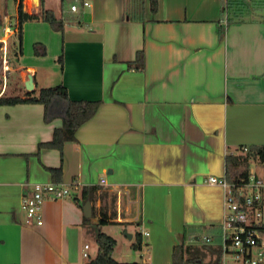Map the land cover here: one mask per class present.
Masks as SVG:
<instances>
[{
    "label": "crops",
    "instance_id": "0c3cea01",
    "mask_svg": "<svg viewBox=\"0 0 264 264\" xmlns=\"http://www.w3.org/2000/svg\"><path fill=\"white\" fill-rule=\"evenodd\" d=\"M83 1L90 6L64 19L53 86L101 104L74 142L40 152L62 122L46 124L41 104L0 106V264H87L97 253H87L84 207L99 209L103 192L114 209L96 219L106 213L130 240L140 233L146 264H171L177 245L220 229L224 189L206 179L223 177L241 147L264 146L263 15L224 19L226 0H158L155 12L144 0L142 15L127 0ZM139 51L145 67L130 69ZM28 71L35 95L53 87L37 80V66ZM28 93L0 88V97ZM50 168L62 169L60 181ZM48 183L70 186V196L47 199L37 224L22 202Z\"/></svg>",
    "mask_w": 264,
    "mask_h": 264
},
{
    "label": "rangeland",
    "instance_id": "374dc122",
    "mask_svg": "<svg viewBox=\"0 0 264 264\" xmlns=\"http://www.w3.org/2000/svg\"><path fill=\"white\" fill-rule=\"evenodd\" d=\"M144 0H127L128 8L132 6V10L135 15L143 12ZM41 2L39 4H34L32 6L31 0H24V11L28 14H40L41 13ZM45 7L48 10H52L57 18L64 17L68 22L73 16L78 14L71 13L70 7L73 3L81 5L79 1L75 0H64L63 4L61 0H44ZM262 5V6H261ZM64 6V8H63ZM261 6V7H260ZM233 9H240L245 14L246 19H250L251 16L254 17V12H261L264 14V0H239L236 2V7ZM228 9L227 17H232V10ZM68 11L69 14H65ZM259 10V11H258ZM252 11V13H251ZM80 15V14H79ZM18 0H0V88L4 85L7 86L9 92H14L19 88L26 89L23 84V78L26 74L23 71L27 70L30 65L38 67L37 80H42V78L47 79L46 85H51L56 81L57 76L60 77L62 65L59 63V57L62 55V33L54 31L49 24L43 21H31L24 25L23 28V39L22 48L23 53H20V39L17 31L18 27ZM226 19V16H224ZM41 44L46 48V55H37L35 46ZM42 51L41 48H39ZM7 66V67H6ZM21 66H24L23 68ZM9 67V68H8ZM7 68V69H6ZM55 71L57 73H55ZM30 72V70L28 71ZM52 72L55 73L52 75ZM57 74V75H56ZM3 86V87H2ZM2 90V89H1ZM102 201V206H94L95 216L102 211H111L114 209V203L112 197L104 195V192L100 196ZM105 199V200H104ZM95 205V204H94ZM90 219L88 224V244L91 246L88 254L94 256L97 252L98 245L97 239L100 233H105L114 236L118 239V244L112 252V257L121 263H131V262H143V258L140 257V253L132 248V244L136 242V234H134V239L130 240L128 236L124 234H118L120 231L119 227L111 224H99V220L96 217ZM219 229L211 230L208 232L201 229L200 237L204 235H213L217 238ZM123 233V232H122ZM217 245L219 240L215 239ZM186 245H191L194 248L200 249L203 256L204 264H210L213 259L209 251L205 250V247L200 243H193L192 241H187ZM154 252H146V257L148 255L153 256ZM89 261V258L86 259ZM148 264H154L153 262H148Z\"/></svg>",
    "mask_w": 264,
    "mask_h": 264
},
{
    "label": "trees",
    "instance_id": "16d2710c",
    "mask_svg": "<svg viewBox=\"0 0 264 264\" xmlns=\"http://www.w3.org/2000/svg\"><path fill=\"white\" fill-rule=\"evenodd\" d=\"M62 4L64 0H61ZM82 3V0H75ZM239 0H226L224 3V8L228 11L229 8L233 9L236 7V2ZM247 1V0H242ZM249 1V0H248ZM251 1V0H250ZM75 4V3H73ZM72 4V5H73ZM158 0H150V8L152 12L157 10ZM262 6V5H261ZM260 6V7H261ZM64 8V6H63ZM71 12V7L70 10ZM259 11V10H258ZM230 17L233 19H246L245 14L240 9H233ZM65 13V10H64ZM252 13V11H251ZM65 14H69L67 11ZM236 17H235V15ZM142 15V12H141ZM255 16L264 14L259 12H254ZM224 16L227 18V14L224 11ZM223 16V17H224ZM251 16V18H254ZM18 27L17 31L20 39V53H23L22 39H23V28L24 25L31 21H43L50 25V27L60 33H64L65 30V20L64 17L57 18L52 10H48L45 7L44 0L41 2V13L40 14H28L24 11V0H18ZM225 19V18H224ZM42 49V51L39 50ZM37 55H46V48L38 44L35 46ZM59 63L63 65V56L59 57ZM129 68L141 70L145 67V55L143 51L137 53V58L134 62L128 64ZM41 104L44 106V122L46 124H51L56 120L62 122L60 128L55 129L52 141L48 143H42L39 145V152L42 149H54L62 151L64 145L68 142H74L76 140V132L78 129L91 120L96 114L101 102L100 101H73L70 99L68 90L63 85H56L53 87L43 88L38 95L33 92L26 94L25 97H0V106H12L17 104ZM237 154L229 155L226 160V174L229 180L234 181L238 178L246 177L249 173L250 166L253 160L264 158V146H253L246 154H241L236 151ZM48 171L51 173L53 179L58 182L62 177L61 168H50ZM88 190V191H87ZM100 190L99 187L94 186L91 188H84L83 196L87 193H92L93 191ZM99 220V224H108L106 219H108L106 213ZM95 216L94 210L92 209V218ZM90 219H86L88 221ZM136 242L132 245L135 251L142 249V236L140 233L136 234ZM98 252L93 258H90L87 264H146L139 262L131 263H121L116 261L112 257V252L117 245V241L112 236L100 233L97 239ZM206 251L212 255L213 259L210 264H220L219 255L217 251L211 246H204ZM205 254L200 252V249L194 248L191 245H186L185 242L177 245L174 248L172 255L171 264H204L202 259ZM217 255V257L215 256Z\"/></svg>",
    "mask_w": 264,
    "mask_h": 264
},
{
    "label": "built area",
    "instance_id": "2783aa9c",
    "mask_svg": "<svg viewBox=\"0 0 264 264\" xmlns=\"http://www.w3.org/2000/svg\"><path fill=\"white\" fill-rule=\"evenodd\" d=\"M82 5L90 6L88 1H83ZM78 10L77 4L71 5L72 12ZM249 150V146H243L238 151L246 154ZM234 154L237 152L230 155ZM206 182L224 189L223 220L217 238L205 235L192 242L213 247L220 264H264V158L252 161L246 177L231 181L225 174L220 178L209 176ZM69 196L70 186L64 183L35 184L32 194L24 198L22 208L30 221L42 224L40 214L44 202ZM144 235L149 233L144 232ZM215 239L219 240L217 245H214ZM88 249L86 245L85 250Z\"/></svg>",
    "mask_w": 264,
    "mask_h": 264
},
{
    "label": "water",
    "instance_id": "95a60500",
    "mask_svg": "<svg viewBox=\"0 0 264 264\" xmlns=\"http://www.w3.org/2000/svg\"><path fill=\"white\" fill-rule=\"evenodd\" d=\"M39 3H40V0H34V4H39ZM25 87H26L27 91H29V92H33L35 90L33 75H29V78H28V81L25 84ZM84 213H85V216L87 218H90L92 216V210H91V207H90L89 204H87L84 207ZM127 236L129 238H132V235H130L128 233H127Z\"/></svg>",
    "mask_w": 264,
    "mask_h": 264
},
{
    "label": "bare ground",
    "instance_id": "6f19581e",
    "mask_svg": "<svg viewBox=\"0 0 264 264\" xmlns=\"http://www.w3.org/2000/svg\"><path fill=\"white\" fill-rule=\"evenodd\" d=\"M31 3H32V6H33L34 0H31Z\"/></svg>",
    "mask_w": 264,
    "mask_h": 264
}]
</instances>
